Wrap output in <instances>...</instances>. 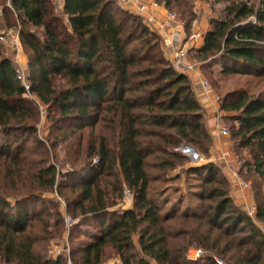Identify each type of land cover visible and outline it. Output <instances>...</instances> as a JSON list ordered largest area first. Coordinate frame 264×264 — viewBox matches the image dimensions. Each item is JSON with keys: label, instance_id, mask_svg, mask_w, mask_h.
<instances>
[{"label": "trees", "instance_id": "trees-1", "mask_svg": "<svg viewBox=\"0 0 264 264\" xmlns=\"http://www.w3.org/2000/svg\"><path fill=\"white\" fill-rule=\"evenodd\" d=\"M154 1L166 11L176 9L187 24L195 19L190 0ZM49 2L11 3L25 22L43 29V41L33 34L20 36L32 56L29 92L10 60L0 59V260L70 264L38 250L50 225L32 211L43 193L65 197L67 189L66 213L79 220L73 229L86 238L71 252L72 258L79 256L74 264H216V259L264 264V93L254 97L239 89L220 99V110L234 114L239 125L241 148L250 151V160L239 161L257 178L254 217L233 203L228 181L214 164L188 172V178L201 180L189 193L197 200L194 207L176 212L181 195L170 213H162L158 198L179 179L166 172L185 161L177 149L187 144L200 150L209 138L188 77L173 69L142 18L115 1L64 0L68 25L53 15ZM212 2L223 5L222 17L210 19L203 45L189 51L202 62L217 60L220 77L263 78L264 0ZM28 93L55 114L51 122L59 135L51 141L30 140L37 108ZM84 129L90 134L82 163L63 172L50 148ZM150 170L160 173L150 175ZM124 188L132 207L112 211ZM53 216L63 220L57 211ZM190 248L202 250L203 257L188 262ZM107 250L112 254L106 256Z\"/></svg>", "mask_w": 264, "mask_h": 264}, {"label": "rangeland", "instance_id": "rangeland-1", "mask_svg": "<svg viewBox=\"0 0 264 264\" xmlns=\"http://www.w3.org/2000/svg\"><path fill=\"white\" fill-rule=\"evenodd\" d=\"M49 9L52 11L53 15L62 19V23L67 24V18L62 14L63 2L64 0H49ZM115 1L116 7L121 9L122 5ZM159 4V3H158ZM190 4L193 5V13L195 15V19L187 24L186 22V36L189 37L195 34L199 22L200 13L203 12V6L209 9L210 15L206 19L208 23V29H210V19H220L222 17L223 5H215L212 0H190ZM160 5V4H159ZM163 6V5H162ZM177 11L174 9V13ZM200 12V13H199ZM196 22V23H195ZM195 23V24H194ZM193 25V28L191 26ZM195 25V26H194ZM148 27V26H147ZM151 27V26H150ZM149 28V27H148ZM152 32H154L160 39V43L162 44L163 52L165 50V45L160 33H165L160 29L149 28ZM8 33H12L14 36L18 37L19 45L18 48L12 47L9 42L1 43L0 42V59H8L10 60L14 71H19L21 79L18 80L21 84H32V78L34 77L32 67L30 66V62L32 60L31 52L27 47L21 42V35L24 33L33 34L40 41H43V29L42 28H34L30 26L27 22H25L23 16L19 14L12 5L9 4L8 0L0 2V35H7ZM166 58V57H165ZM171 64L172 59L168 60ZM186 62L194 67L196 72H199L200 75L212 86L214 89L215 97H219L220 99H224L225 95L243 89L249 93L250 96H258L261 93H264V77L261 79H256L251 75L246 74H236V75H227L224 77L219 76V71L221 69L220 64L217 63V60H208L205 62L200 61L197 54L195 52L189 51ZM213 69V71H212ZM188 77V76H187ZM196 78V74L192 75L191 78ZM198 81V80H197ZM56 84V90H60L61 85L59 81ZM26 98L32 101L36 105V122L35 129L36 132L30 138L39 139L40 141L48 142L51 141L56 135H59L56 130V126L51 122L52 118H54L55 114L50 113L48 108L40 103L37 98L28 93ZM214 101V100H213ZM211 107V106H210ZM222 107L221 103L214 104L213 102V112L222 113V116H219L216 123H210L209 116L206 111L201 108V113L203 114V126L204 130L208 135L207 142H202V147L197 148L196 146H188L187 144H182L177 149L185 159V161L178 163L173 171L166 172L169 177L179 176L178 180H174L170 182L166 187L168 191L163 193L162 196H159V206L161 207L162 213H170L171 207L178 203L179 197L183 195L182 202L179 201V206L176 209V212H183L185 209L189 207H194L197 203V200L192 198L189 195L190 191H197L196 185L197 183H201L199 179H191L188 178V172L190 169L195 167L196 163H200L201 165L206 164H214L212 163L213 159L216 160L217 167H220L218 157L221 152L228 150L232 156L235 158L236 163L234 165V169L238 175V178L249 184L250 189L247 190L254 202V207L256 205V201L258 198L255 197L256 190L254 189L255 183L257 182V178L253 177L249 172L242 167L239 159L242 160H250V151L246 148H241V146L245 143L241 141L240 135L236 134L239 129V125L234 120V114L228 112H222L220 109ZM215 116V115H214ZM214 127V134L211 133L209 127ZM213 125V126H212ZM219 126L227 127L229 130L228 137L217 136V128ZM98 127L94 130V134L96 133ZM90 134L89 129H84L80 135L76 134L74 137L69 139L67 142L61 141L55 148H50V155H56L58 161L52 159V161L57 162L59 169L63 172L69 171L71 165H81L82 159L86 148V142L88 140V135ZM49 146V143H46ZM31 147V145H30ZM80 153V159L76 156ZM195 156L197 159H195ZM157 157V156H155ZM162 157V156H159ZM78 159V160H77ZM165 159V158H164ZM77 160V161H75ZM80 167V166H79ZM222 168V167H221ZM222 169H226L223 167ZM224 170V171H225ZM225 171L221 173L227 179L229 187L231 181L233 183H238L231 179L230 174ZM229 172V171H228ZM150 175H156L160 172L150 170ZM258 183V182H257ZM159 185V184H158ZM239 186V185H238ZM125 189V188H124ZM127 190V189H125ZM124 190V191H125ZM65 197H61L59 195L43 193V202H37L32 204V211L35 214H38L44 221L49 222V235H47L46 240L41 241L38 245V250L44 248L47 253L53 259H57L61 257L62 259L68 261L70 264H74V261L79 257L78 255L75 258H72L71 252L74 248L81 246L86 238L82 234H77L75 232L74 226H78L79 220H71L67 215L66 210L68 208V198H71L69 190L64 191ZM127 201V200H126ZM125 201V194H123L122 199L119 201L118 205L112 209V211H122L126 208L132 207V204H129ZM181 206V207H180ZM243 212L242 208H240ZM59 212L62 215L63 220L56 222L58 219L53 215L55 212ZM246 213V212H245ZM41 227V226H40ZM39 227V229H40ZM80 229H85V227H81ZM106 256L112 254L111 251H106ZM218 260V259H217ZM219 261V260H218ZM220 262V261H219ZM114 261H111L110 264H114ZM203 262H200L202 264ZM221 264H226L225 262H220ZM0 264H4L2 260H0ZM216 264H218L216 262Z\"/></svg>", "mask_w": 264, "mask_h": 264}, {"label": "built area", "instance_id": "built-area-1", "mask_svg": "<svg viewBox=\"0 0 264 264\" xmlns=\"http://www.w3.org/2000/svg\"><path fill=\"white\" fill-rule=\"evenodd\" d=\"M8 1L10 5L13 2V0H8ZM117 1L120 5L124 7L129 2V0H117ZM133 2L138 3L139 11L141 14H147L150 9H157L162 6V5H159L155 1L148 3L145 0H133ZM147 22L151 23L153 21L151 19H148ZM152 26L154 27V29H160L161 31L169 34L171 37L172 45L174 48L173 55H172V61H171V65L173 69L177 73L183 74L190 78L192 75L194 76V73H195L202 91L206 95H210L213 97L214 104L220 103L221 100L219 97H215L214 89L212 88V86L200 75L199 72H196L194 70L193 66H191L189 63L186 62L189 50L199 49L201 47V44L203 45V41H204L203 35L200 32H196L195 34L187 37L186 36V26H187L186 23L182 21L181 19H179V17L175 13L169 12V11H165L164 18L162 20H154ZM191 28H193V25L191 26ZM0 42L1 43L9 42V44L15 48H18V45H19L18 37L14 36L12 33H8L7 35H0ZM15 73H16L17 80H20L21 79L20 72L15 71ZM22 85L25 88V90L29 92L30 85L25 84V83H23ZM218 118L219 116L216 115L215 123ZM216 130H217L216 132L217 136L219 137L229 136V130L227 127L219 126ZM195 159H197L196 156H195ZM218 161L220 164L219 168L221 170H225V169H222L223 167L228 169L229 172L226 170L225 171L230 174L231 179L235 180L241 189L243 190L250 189V186L248 183L243 182L238 178V175L234 169V165L239 162L235 160V158L232 156V154L228 150H225L220 153L218 157ZM212 163L216 164L217 162L216 160L213 159ZM195 165H201V164L196 163ZM124 194H125V201L127 200L126 202H128L129 204H132V196H131L130 191L125 190ZM255 211H256L255 207H252L248 211L247 214L253 218L255 215ZM203 255L204 253L202 250L196 249V248H190L187 251L186 259L188 262L195 263L198 260H200L203 257ZM216 262L218 264H221L217 259H216Z\"/></svg>", "mask_w": 264, "mask_h": 264}, {"label": "crops", "instance_id": "crops-1", "mask_svg": "<svg viewBox=\"0 0 264 264\" xmlns=\"http://www.w3.org/2000/svg\"><path fill=\"white\" fill-rule=\"evenodd\" d=\"M145 1L148 3H151L154 0H145ZM138 6H139L138 3L133 2V0H129L128 4H126L125 7L122 6V8L125 11L129 12L130 14L141 17L144 24L146 26H148L149 28L152 27L153 29H154V27L152 25H153L154 20H162L164 18V14H165L166 10L164 9L163 6L157 8V9H150L147 14H141ZM209 15H210L209 9H207L206 7L203 6V12H202V14L200 13V16L198 18L200 23L197 26V29L199 30L197 32H200L203 35V38L205 37V34L208 31V23L206 22L207 21L206 19L209 17ZM148 19H151L153 21V22H151L152 24L147 22ZM159 35L161 36L163 43L165 45L164 56L166 57L167 60H170V59H172V55H173V51H174L171 37L167 33H164V34L160 33ZM201 46H202V44H201ZM188 79L190 81L192 90H193L194 94L196 95V98H197V101H198L200 107L206 111L207 115L209 116L210 123L214 122L215 116L216 115L222 116V113H219L216 111L213 112V108H212L213 107V97L210 95H206L202 91L197 79H195V78L192 79L190 77H188ZM209 129L211 130V133L214 134V130H213L214 127H211V125H210ZM222 172H224L223 174H225L224 170H222ZM229 189H230V197H231L233 203L238 208H242L243 210H245L246 213H248V211L252 207H254V202L252 200V197L247 190L241 189L236 183H233V181H231ZM260 228H261L262 232L264 233V224H261Z\"/></svg>", "mask_w": 264, "mask_h": 264}, {"label": "water", "instance_id": "water-1", "mask_svg": "<svg viewBox=\"0 0 264 264\" xmlns=\"http://www.w3.org/2000/svg\"><path fill=\"white\" fill-rule=\"evenodd\" d=\"M202 166H203V165H195V168H196V167H202Z\"/></svg>", "mask_w": 264, "mask_h": 264}]
</instances>
